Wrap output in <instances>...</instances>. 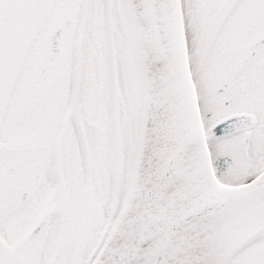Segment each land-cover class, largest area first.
I'll return each mask as SVG.
<instances>
[{
    "label": "snow or ice",
    "instance_id": "obj_1",
    "mask_svg": "<svg viewBox=\"0 0 264 264\" xmlns=\"http://www.w3.org/2000/svg\"><path fill=\"white\" fill-rule=\"evenodd\" d=\"M0 264H264V0H0Z\"/></svg>",
    "mask_w": 264,
    "mask_h": 264
}]
</instances>
